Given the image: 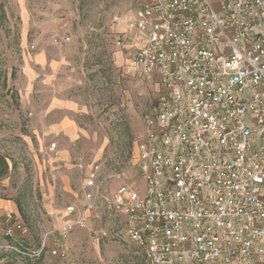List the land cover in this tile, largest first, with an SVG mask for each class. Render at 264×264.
<instances>
[{
    "label": "built area",
    "instance_id": "built-area-1",
    "mask_svg": "<svg viewBox=\"0 0 264 264\" xmlns=\"http://www.w3.org/2000/svg\"><path fill=\"white\" fill-rule=\"evenodd\" d=\"M113 23L127 71L157 88L140 182L93 165L68 228L105 204L145 264H264V0H142ZM58 160L53 143L47 162Z\"/></svg>",
    "mask_w": 264,
    "mask_h": 264
},
{
    "label": "rangeland",
    "instance_id": "rangeland-1",
    "mask_svg": "<svg viewBox=\"0 0 264 264\" xmlns=\"http://www.w3.org/2000/svg\"><path fill=\"white\" fill-rule=\"evenodd\" d=\"M141 4L0 0V264H145L125 236V219L105 204L101 219L90 213L84 227L68 228L85 204L81 188L86 170L48 164L55 142L43 128L49 117L47 85L33 78L39 73L35 55L42 49L50 57L60 55L54 45L61 43L55 39L65 37L58 32L73 18L70 31L86 46L85 72L90 76L84 102L92 114L81 118L86 130V145L80 148L83 162L87 168L99 164L100 179L125 174L139 183L137 147L148 131L157 88L127 71V52L114 43L115 33L125 26H115L113 18L127 21ZM116 186L107 181L103 187L112 193ZM69 206L76 211L68 213Z\"/></svg>",
    "mask_w": 264,
    "mask_h": 264
},
{
    "label": "crops",
    "instance_id": "crops-1",
    "mask_svg": "<svg viewBox=\"0 0 264 264\" xmlns=\"http://www.w3.org/2000/svg\"><path fill=\"white\" fill-rule=\"evenodd\" d=\"M73 21V18L67 19V29L58 32L69 39L59 46L54 45V49L60 51V55L50 57L44 49L35 55L33 61L39 73L33 78L39 80L38 84L47 85L49 100L46 114L49 117L47 126L43 128L59 147V160L56 163L59 167L66 168L83 166L87 173L89 168L83 162L80 148L83 143L86 145V140L82 138L86 130L81 126V118L92 114L84 102L86 97L84 85L90 77L87 73L89 64L83 53L86 46L83 47L74 31H70ZM41 74H46L43 75V79ZM73 158L75 161L80 158L81 160L79 163H73Z\"/></svg>",
    "mask_w": 264,
    "mask_h": 264
}]
</instances>
